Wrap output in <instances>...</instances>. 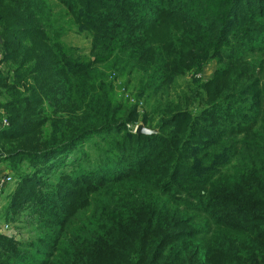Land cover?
Segmentation results:
<instances>
[{
  "label": "trees",
  "instance_id": "1",
  "mask_svg": "<svg viewBox=\"0 0 264 264\" xmlns=\"http://www.w3.org/2000/svg\"><path fill=\"white\" fill-rule=\"evenodd\" d=\"M62 18L91 40L88 54L64 41ZM228 38L251 61L227 57ZM216 58L225 67L202 86L201 125L186 95L180 109L163 94ZM114 80L133 100L156 99L147 117L173 130L132 133L110 145L119 158L86 162L71 201L42 205L48 253L5 250L0 264H264V0H0V107L11 127L33 108L51 114V131L21 150L39 169H75L81 142L137 117ZM242 98L249 111L235 107ZM194 126L208 140L186 149ZM9 127L0 143L25 133ZM91 187L101 194L80 221Z\"/></svg>",
  "mask_w": 264,
  "mask_h": 264
},
{
  "label": "rangeland",
  "instance_id": "2",
  "mask_svg": "<svg viewBox=\"0 0 264 264\" xmlns=\"http://www.w3.org/2000/svg\"><path fill=\"white\" fill-rule=\"evenodd\" d=\"M57 10L59 14H64V10L60 5ZM69 20L70 18H62V21L59 20V25H64L66 28V32L63 35L64 41L88 54L91 48V40L85 35H78L70 28ZM228 40L230 41L226 44V48H223L227 57L234 56L239 59L241 63H246L247 60L251 61L252 57L247 53L249 48L248 44L245 43V46L238 47L235 42L231 41V38H228ZM252 55L254 56L256 54ZM219 60V58H216L215 60L207 61L208 64L205 66L202 73L197 74L193 72L187 74L172 86L169 93L163 94V96L170 95L172 101L175 102L180 109H184L180 107V105L184 99L183 96L186 95V99L194 103L191 109L187 111L192 113L193 120L197 121L198 124H201L199 122L202 121V113L207 107L204 103L206 92H204L202 86L214 80L216 73L225 67ZM257 72H260V70H257ZM109 81L113 82L111 78ZM240 81L243 83L242 80ZM113 86L120 99L129 100L131 107L137 105L138 101L133 100L136 96L134 95L135 93L132 90H123L125 86L121 81L114 80ZM177 96H182V98H178ZM154 100L156 99L140 100L136 107L138 113L137 117L133 121L124 123V127L121 126L117 129L120 134L111 132L107 136H102V139L97 137L91 139L89 137L81 142L80 146L73 153V158L76 159H73V162L76 164L75 169L65 168L62 170H53L47 167V170L43 171L39 169V157H36L34 154H23L21 152V150L31 148L40 137H46V134L51 131V124L49 122L50 113L43 111L42 107L33 108L28 117L24 116L22 118L23 120L13 121L12 127H10H15L16 131L22 129L25 133L21 135L17 141L10 140L9 142L5 140L0 143V150L7 153L6 155L0 154V157L5 155L3 158H0V178L1 174H10L13 177L12 184L7 187L0 198V244L2 245L0 253H3L5 250L8 252L11 251V254H17L18 257H22L25 260L27 257L31 256L43 258V254L48 252L43 248L42 241L44 237L49 236V227L53 228L54 223L43 215L42 205L44 204L45 208L47 206L51 208L53 206L51 201L56 203L61 202L63 199L67 202L71 201L72 196L70 193L74 192L79 187V184H76V181L72 180V177L81 166H84L86 162L90 163L99 160L100 156V161L102 163L113 157H116V159L119 158L120 156L117 154L116 150L110 147L111 144L135 133L140 125L149 128L152 119L153 121L156 120L153 124V126L156 127L158 118L156 119L152 116L147 117L151 110L150 103ZM229 103H231V101ZM235 103L237 104V106H235L236 108L249 111V102H246L245 98H242L241 102L237 99ZM3 118H7L11 123L7 111L0 107V120ZM38 120L41 121L40 126L36 122ZM169 120L170 119H165L164 121L166 123ZM172 120H174V118ZM33 127L37 128L33 130ZM121 130H124V132H121ZM172 130L173 128L165 130L164 123L155 128V131H157L159 135H168ZM207 140V135L194 126L193 130L189 132L186 149L201 146L204 141ZM66 155L70 156V153ZM96 161L94 165H96ZM180 163H182V165H188L186 161H181ZM96 191L95 187H91L88 191H85L86 198L84 207L77 210L78 219L80 221L91 218L92 205L94 203L93 199L97 196ZM100 194L101 192L97 196V199L100 197ZM40 252H43V254L39 255ZM1 264L8 263L2 261Z\"/></svg>",
  "mask_w": 264,
  "mask_h": 264
},
{
  "label": "built area",
  "instance_id": "3",
  "mask_svg": "<svg viewBox=\"0 0 264 264\" xmlns=\"http://www.w3.org/2000/svg\"><path fill=\"white\" fill-rule=\"evenodd\" d=\"M10 126V122L7 118H3L0 121V128H8ZM13 177L11 175H5L0 178V198L2 197L3 192L7 189V187L12 184Z\"/></svg>",
  "mask_w": 264,
  "mask_h": 264
},
{
  "label": "water",
  "instance_id": "4",
  "mask_svg": "<svg viewBox=\"0 0 264 264\" xmlns=\"http://www.w3.org/2000/svg\"><path fill=\"white\" fill-rule=\"evenodd\" d=\"M136 134L138 135H141V134H144V135H154V134H157V131H152L148 128H145L143 125H140L138 126V128L136 129Z\"/></svg>",
  "mask_w": 264,
  "mask_h": 264
},
{
  "label": "crops",
  "instance_id": "5",
  "mask_svg": "<svg viewBox=\"0 0 264 264\" xmlns=\"http://www.w3.org/2000/svg\"><path fill=\"white\" fill-rule=\"evenodd\" d=\"M5 175H7V174H1V177L5 176Z\"/></svg>",
  "mask_w": 264,
  "mask_h": 264
}]
</instances>
